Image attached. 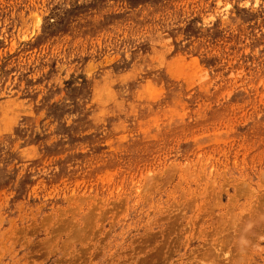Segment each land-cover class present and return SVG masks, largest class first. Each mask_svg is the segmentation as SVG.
Returning a JSON list of instances; mask_svg holds the SVG:
<instances>
[{"label": "rangeland", "instance_id": "rangeland-1", "mask_svg": "<svg viewBox=\"0 0 264 264\" xmlns=\"http://www.w3.org/2000/svg\"><path fill=\"white\" fill-rule=\"evenodd\" d=\"M0 264H264V0H0Z\"/></svg>", "mask_w": 264, "mask_h": 264}, {"label": "bare ground", "instance_id": "bare-ground-1", "mask_svg": "<svg viewBox=\"0 0 264 264\" xmlns=\"http://www.w3.org/2000/svg\"><path fill=\"white\" fill-rule=\"evenodd\" d=\"M80 206H81V205H80ZM80 206H79V207H80ZM70 211H71V210H70ZM74 211H75V210H74ZM89 213H90V212H89ZM86 215H87V214H86ZM91 215H92V214H91ZM91 215H90V216H91ZM85 217H86V216H85ZM86 218H87V217H86ZM90 218H91V217H90ZM85 220H86V219H85ZM64 223H65V222H64ZM87 223H88V222H87ZM64 225H65V224H64ZM87 226H88V225H87ZM79 228H80V227H79ZM76 229H77V228H76ZM79 231L82 232V230H79ZM77 235H78V234H77ZM77 235H75V237H76ZM72 236H73V235H72ZM70 239H71V238H70ZM243 239H244V238H243ZM72 240H73V239H72ZM73 241H74V240H73ZM2 247H3V246H2Z\"/></svg>", "mask_w": 264, "mask_h": 264}]
</instances>
